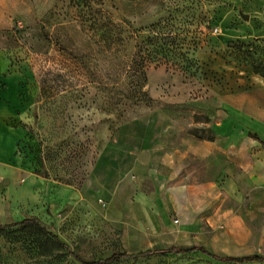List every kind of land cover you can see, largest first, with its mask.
Masks as SVG:
<instances>
[{
    "label": "rangeland",
    "instance_id": "1",
    "mask_svg": "<svg viewBox=\"0 0 264 264\" xmlns=\"http://www.w3.org/2000/svg\"><path fill=\"white\" fill-rule=\"evenodd\" d=\"M9 8L14 27L0 32V89L16 90L8 121L25 135L7 141L10 155L0 158V226H38L0 230V264L145 252V230L116 191L130 189L124 176L142 152L211 139L222 98L264 78V0H10ZM134 89L147 99L124 100ZM8 166L18 172L13 181ZM24 172L86 192L91 202L18 216L12 198ZM115 264L223 263L189 253Z\"/></svg>",
    "mask_w": 264,
    "mask_h": 264
},
{
    "label": "crops",
    "instance_id": "2",
    "mask_svg": "<svg viewBox=\"0 0 264 264\" xmlns=\"http://www.w3.org/2000/svg\"><path fill=\"white\" fill-rule=\"evenodd\" d=\"M9 4L0 0V32L14 27ZM3 59L0 52V66ZM6 89H0V158L9 157L12 142L25 135L10 126L18 102L16 90L7 94ZM211 120V139L188 137L176 148L154 146L142 152L124 176L130 189L117 190V195L127 197L126 210L145 230L146 251L203 248L219 258L264 259V78L253 76L248 86L230 90ZM6 169L15 180L18 172ZM36 184L41 191L32 192ZM89 198L24 172L12 204L18 216L27 209L41 218L46 204L90 203Z\"/></svg>",
    "mask_w": 264,
    "mask_h": 264
},
{
    "label": "trees",
    "instance_id": "3",
    "mask_svg": "<svg viewBox=\"0 0 264 264\" xmlns=\"http://www.w3.org/2000/svg\"><path fill=\"white\" fill-rule=\"evenodd\" d=\"M137 80L141 81H145V76L144 74L142 75H138L136 77ZM139 83L137 82V85ZM123 98L126 101H131V102H141V101H145L146 98V94L144 92H141V90H133L131 92H127L123 94ZM38 226V223L35 219H24L20 222H17L15 224L12 225H5V226H0V230L6 229L10 226ZM193 252H199L202 255L208 256L209 258L218 261L220 263L223 264H232V263H237V264H243V263H248V262H264V259L261 258H255V257H245V258H240V259H234V258H219L216 257L212 254H209L208 252H206L203 248H192V249H180V248H171L169 250H163V251H145V252H141L138 254H125V253H114L111 256H109L108 258L105 259H100L97 261H92V262H88V263H83L81 262L76 256L72 255L74 257L75 260H77L78 262H80L81 264H115L118 263L120 261H125V260H140V259H145V258H149V257H153V256H159V255H174V256H180V255H185V254H189V253H193Z\"/></svg>",
    "mask_w": 264,
    "mask_h": 264
},
{
    "label": "water",
    "instance_id": "4",
    "mask_svg": "<svg viewBox=\"0 0 264 264\" xmlns=\"http://www.w3.org/2000/svg\"><path fill=\"white\" fill-rule=\"evenodd\" d=\"M244 17V19H247V17L246 16H243Z\"/></svg>",
    "mask_w": 264,
    "mask_h": 264
},
{
    "label": "built area",
    "instance_id": "5",
    "mask_svg": "<svg viewBox=\"0 0 264 264\" xmlns=\"http://www.w3.org/2000/svg\"><path fill=\"white\" fill-rule=\"evenodd\" d=\"M176 222V221H175Z\"/></svg>",
    "mask_w": 264,
    "mask_h": 264
}]
</instances>
